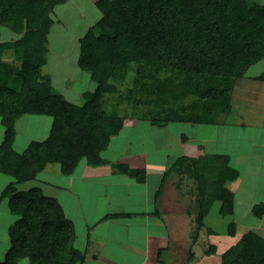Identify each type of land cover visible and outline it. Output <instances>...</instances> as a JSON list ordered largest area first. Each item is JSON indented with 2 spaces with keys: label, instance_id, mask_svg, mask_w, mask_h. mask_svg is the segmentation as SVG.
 <instances>
[{
  "label": "trees",
  "instance_id": "trees-1",
  "mask_svg": "<svg viewBox=\"0 0 264 264\" xmlns=\"http://www.w3.org/2000/svg\"><path fill=\"white\" fill-rule=\"evenodd\" d=\"M68 0H0L1 24L18 34L0 41V118L4 136L0 144V173L14 180L1 198L9 197V208L19 219L10 228L11 248L0 264H77L85 253L75 246V231L59 200L42 187L18 190L17 184L34 180L48 165L58 164L72 174L85 160L97 167L110 162L102 153L118 135L125 117L115 107L106 109L102 99L117 90L133 64L169 68L193 76L190 91L197 110L159 120L169 123H216L228 114L233 97L229 79H242L250 67L264 61V4L254 0H104L100 18L79 42V67L97 83L85 91L83 102L69 101L43 68L52 53L50 33L56 5ZM13 51V60L3 58ZM140 71V70H139ZM258 80L264 82V73ZM158 90L163 97L171 92ZM191 93V94H192ZM25 115L51 118L50 132L43 140H31L22 152L14 149L16 122ZM156 123V124H157ZM184 169L199 181L203 193L198 222L220 200V213L231 215L234 194L225 183L240 177L229 159L221 155L205 158L180 156L164 176ZM115 171L145 183V169H130L113 163ZM164 182V179H163ZM162 185V184H161ZM161 187V186H160ZM264 218V202L252 207ZM116 216H130L120 214ZM71 249L67 250L66 246ZM220 264H264V238L253 231L220 255Z\"/></svg>",
  "mask_w": 264,
  "mask_h": 264
},
{
  "label": "rangeland",
  "instance_id": "rangeland-1",
  "mask_svg": "<svg viewBox=\"0 0 264 264\" xmlns=\"http://www.w3.org/2000/svg\"><path fill=\"white\" fill-rule=\"evenodd\" d=\"M103 1L104 0H68L64 4L56 5L53 10L52 17L54 19V25L50 33V45L52 48V53L49 56L50 66L43 68V74L50 72L51 76H53L55 87L71 102H79L81 104L83 102V94L80 97L76 94L87 90L94 91L97 87V83L91 80V74L79 67L77 59L79 55L80 39L85 36L88 29L100 18L101 13L99 6ZM254 1L264 4V0ZM17 37L18 34L4 27L0 19V41H7ZM3 58L7 61L13 60V51L4 52ZM140 67V64H133V68L126 74L125 79L116 83L117 90L115 92L106 93L102 99L103 106L106 109L115 107L119 110V113L125 117L122 129L118 134L119 137H121V143L112 148V153L113 155L124 153L122 154L123 160L125 159L124 157L127 159L131 157L129 158V162L125 163L128 164L130 169H140L139 165L145 163L137 165L135 162L140 160L143 155L146 156L147 154L151 155V158L146 159L148 160L147 164H149V166H160L161 164L156 161L158 159H160L162 163L164 160H167L169 153L167 136H174V138H177V141L182 139L185 140V142H196V147L199 149L200 153L195 151L197 148L194 146L192 151L190 149V153H195L197 155L195 156L196 159L211 155L209 152L212 150H210L209 147L213 144L212 138L214 132L215 134L216 132L219 134L220 130L218 129H220V126L218 125L221 123L224 124L225 121L231 126H235L236 131L232 132L229 135L230 137L227 136V141L225 140L222 144L224 146L223 148L220 144L218 145L220 149L218 150L219 154L215 155H221L229 159V162L233 165L232 160H234V156H236L234 155L236 149H246L243 146L237 145L240 139L248 141V150H255V143H253L254 141L250 132L248 130L242 132L238 130L237 127L243 124L241 121L242 111L247 104H250L249 102L253 100L264 101V96L262 95L264 88L257 89V87L260 86L259 84L263 83V81L257 78L264 73V61L257 66L250 67L248 70L249 74L244 78L228 80L232 94L238 93L237 99L235 95L232 97L230 104L231 110L228 114L225 116L221 114L217 119L218 122L213 124H197L191 132H189V123L175 122V124H167L168 126H160L157 122L159 120L164 121L168 116L171 117V115L175 113L186 116L191 115V113L197 110L198 107L195 106L197 101V98H195L196 95L190 91V88L194 86L193 80L195 78L193 76L181 74L178 71L170 70L169 68H152L147 66L143 67L141 71ZM163 86L171 92L164 96V99L158 96V90ZM258 96L260 98H258ZM235 100L239 102V106H237ZM35 117L38 116H28L24 119H19L23 122L18 126L20 134L31 137L34 140L38 137V129L35 125L36 122L32 120ZM38 119L44 118L40 117ZM48 119L49 118L46 117L45 120L50 121ZM25 121H29L28 128L26 127ZM257 122L258 119L255 120V117H251V121H248L249 128H255ZM221 131H223V128H221ZM118 135L113 137V140L118 139ZM202 145L204 147H202ZM206 146H208V150L205 149ZM122 148L124 149L122 150ZM110 151H105L104 154H108ZM141 151H143V155L138 158L137 154ZM158 156L160 158H156ZM181 156L187 157L186 155ZM240 157L239 159H241ZM152 159H154L155 162L152 161ZM176 160L168 163L165 173L175 164ZM50 168L58 172V177L56 178L57 183L67 188L70 176L61 174L58 171L60 169L58 164H53ZM78 169L80 168L78 167ZM174 169L175 171L173 173H169L167 176L165 175L164 178L163 175H159V173H155L153 178L157 186L163 188L168 181L169 175H172L174 180L173 184L177 187L175 188L178 193L175 197V200L178 199V202L174 206L178 209L175 210L184 214V218L187 219V225L185 227H183L179 220H176V229L182 227L183 230L181 231L182 235L180 234L181 237H177L179 240L173 243L174 245L171 250L180 251V253H182L177 256L180 260L179 264L184 262L186 264L194 263L195 259L191 261V257H188L194 250L198 253L196 262L199 264H220V255L222 252L236 245L249 231H253L264 238V219L260 220L252 212V207L255 203L264 201V182L262 184L258 183L256 188L253 187V189L245 185V190L247 191H245L246 195L244 196L238 193V191H240L239 183L241 181H239L238 178L240 177L227 181L224 186L230 188L236 194V196H234L233 212L231 215L220 213L221 202L217 200L213 203L208 215L203 219L204 224H200L197 218L201 210L203 193L200 190L199 181L190 177L184 172V169L177 165ZM4 177L6 179H12L7 178L8 176ZM36 178L21 183L18 185V188L28 189L30 187L40 186L41 182ZM44 178L47 179L46 177ZM162 178L164 182L162 180V185H160ZM72 182L74 186L80 184V186L83 187L81 182ZM5 183H7V181ZM183 184H186V186L182 187ZM242 187L244 188V186ZM74 188L77 189V187ZM185 188L188 189L186 192H184ZM44 189L47 193L50 192L49 187H44ZM65 191L66 190L60 192L59 196L62 198L61 200L67 210L68 217L73 220L72 223L74 222L76 240L74 244L79 250L81 249L82 252L86 251L88 258L87 262L89 259L93 258V256H96L98 250L102 247L104 251H109L111 253L113 250L115 251L116 248H121L123 235H126L125 237L130 239L129 232L126 230V234L123 231L121 232L123 229H121L120 223L118 227L115 225L112 229H108L107 232H102L100 237L97 236L100 234V230L97 227L94 229H87L85 223H95L98 218L97 216H99L97 213H101L100 208H98L97 211H95L96 208H94L98 207L99 202L95 201L96 198L91 200L87 197L86 193L83 194L82 198V195H79V193H74L69 196L68 192ZM157 195L160 196V198L163 196L162 192L160 195L159 193ZM164 197L168 198L166 194ZM101 242H103V246L99 248ZM67 248L74 251L70 245H67L66 253L71 252H69ZM124 248L127 255L138 253L137 248L133 246L130 240L124 243ZM170 256L172 255L168 254V257ZM173 258L175 257L172 256V259ZM90 262L89 264H94V261L90 260Z\"/></svg>",
  "mask_w": 264,
  "mask_h": 264
},
{
  "label": "crops",
  "instance_id": "crops-1",
  "mask_svg": "<svg viewBox=\"0 0 264 264\" xmlns=\"http://www.w3.org/2000/svg\"><path fill=\"white\" fill-rule=\"evenodd\" d=\"M50 59L48 63L44 67L50 66ZM257 66V65H255ZM50 73V72H47ZM51 74V73H50ZM53 77V76H52ZM92 80V79H91ZM66 85V83H65ZM259 88H264V82L259 84ZM88 91V90H87ZM85 91H82L81 93L76 94L78 97H80ZM236 96V99L238 98V93H234ZM262 95L264 96V91L262 92ZM71 96V95H70ZM69 96V97H70ZM260 96V95H259ZM258 96V98H260ZM264 99V98H263ZM236 101V100H235ZM77 103V102H75ZM250 104H247L242 111V125L240 127H237L238 130L245 132L249 131L252 139L255 150L247 149V143L248 141L240 139L238 141L237 145L243 146L246 149L240 148V150L235 151L236 156H234V160H232L233 166L239 170L240 172V178L238 180L240 181V191L238 193L245 194V185L250 186L252 189L253 187L256 188L257 184H262L264 182V101H251ZM79 104V102L77 103ZM237 106H239V102L236 101ZM260 111V112H259ZM263 114H262V112ZM233 113V112H232ZM30 117V115H25L24 117L20 119H24L25 117ZM40 117H43L44 119H38ZM251 117H255V120L258 119L257 126L250 127L248 121H251ZM50 121H46V117L44 116H38L35 117L32 120H35L36 127L38 129L36 140H43L46 138L50 132L51 127V118L48 117ZM23 121L19 120L15 124V128L17 131L16 139L14 142V148L18 152H22L28 143L32 139L31 137L23 136V134L19 133V124H21ZM26 127H29V121H25ZM175 124V123H171ZM169 124V125H171ZM190 130L191 132L197 124H191ZM168 126V125H167ZM220 126V133L214 132L212 142L213 144L210 145V151L209 154H219L220 150L218 148V145H222L224 141L226 140L227 136L236 131L235 126H231L227 121L221 124ZM216 129L215 127H213ZM221 128H223V131H221ZM187 129V127H186ZM188 130V129H187ZM217 130V131H218ZM199 131V128H198ZM213 131V129H212ZM4 136V126L2 123V120L0 118V144L2 142ZM117 136V135H116ZM115 137V136H114ZM119 135L118 139L112 138L110 145L107 150L110 151L108 154L102 153L103 157L107 159L110 163L93 167L89 166L85 163V161H82L78 167L75 169V171L72 174L66 175L70 176V180L68 181V187L65 188L64 186H60L57 183V177L58 172L57 170H54L50 168L53 164L48 165L44 170H42L38 177L36 178L41 182V185L39 187H42L44 192L47 195L53 196L59 200V202L62 204L66 217L73 221L70 217L67 215V210L64 207V203L60 198V192L66 190L65 192H68L69 196L71 194H81L83 198V194L86 193L87 197H89L91 200L98 201L99 205L96 208L95 211H97L98 208H100L99 216H97V220L95 223H85V227L87 229H94L97 227L100 230V234L97 236L100 237L102 232H107L108 229H112L115 225L118 227V224L120 223L121 232H127L130 233V239L125 237L123 235V241L121 243V248H116V250L111 253L109 251L103 250V242L100 243V250H98V254L96 256H93V258L89 259L87 262V255L86 251L85 253V260L84 262H78L77 264H89L91 263L90 260L94 261V264H179V258H177L178 255H181L180 251H172L173 243L178 242L177 237H181L182 233L181 231L183 228L176 229V220H179L183 227L187 225V219H185L183 216L184 214L177 212L175 209H178L175 206V204L178 202V199L175 200V197L177 196V187L174 186L173 177L172 175L168 177V181L165 183L164 187L157 186V184L154 182L153 176L155 173H159L163 175L167 169L168 163L174 162L178 157L181 155H186L187 157L195 158L197 156L195 153H190V149L192 151L193 146L196 147V142H185V140L179 139L177 141V138L174 136L169 137L167 136L168 140V158L167 160H164L163 163L160 161V159L156 160L161 165L160 166H149L147 164L146 159L151 158V155L147 154L146 156L143 155V151H141L139 154H137L138 158L143 155V157L140 158V160H137L135 164H141L145 163L143 165H139L140 169H145L147 172V179L145 183H141L136 181L133 177L128 176L125 173H121L119 171H115V168H113V163H128V159L124 157L123 160L122 154H116L113 155L112 148L114 146H117L120 141ZM230 139V138H229ZM227 141V140H226ZM116 142V143H115ZM188 143V144H187ZM250 144V143H249ZM122 145V144H120ZM202 147H204L202 145ZM197 148V147H196ZM124 148H122L123 150ZM208 150V146L206 148ZM195 151L199 152V149H195ZM226 152V151H225ZM132 153V152H130ZM241 159H239V157ZM156 158H160L159 156ZM152 161L155 162L154 159ZM240 161V162H239ZM166 162V163H165ZM244 163V164H242ZM83 164V165H81ZM147 164V165H146ZM128 165V164H126ZM78 169V173H77ZM61 174V168L58 170ZM75 173V174H74ZM80 174V175H79ZM64 175V174H63ZM4 176H8L7 178H12L13 181L14 178L10 175L0 173V262L4 261L6 258V254L8 250H10L11 246V237H10V228L11 226L19 219V217L15 214H13L9 208V197L6 196L4 198H1L2 192L6 188V184H10L12 181L10 179H6ZM46 177L47 179H45ZM160 181V185L162 184V180ZM248 180V182H247ZM7 181V183H5ZM72 181L81 182L83 184V187L79 185L74 186ZM21 183H18L16 186L18 188V185ZM6 185V186H4ZM71 186V187H70ZM183 186H186V184H183ZM244 186V188L242 187ZM44 187H49L50 192L47 193L44 189ZM74 187H77L74 188ZM157 187V188H156ZM176 187V188H175ZM31 188V187H30ZM28 188V189H30ZM162 188V190H161ZM228 188V187H227ZM28 189H22L18 188V190H28ZM231 192H233L234 196H236L235 192L228 188ZM188 189L185 188L184 192H186ZM250 191V190H248ZM253 191V190H252ZM251 191V192H252ZM163 194V196H158ZM165 194L168 196L164 197ZM187 194V193H186ZM67 195V194H65ZM99 196V197H98ZM99 198V199H98ZM160 198V199H159ZM159 199V200H158ZM264 202V201H260ZM256 204V203H255ZM89 208V207H88ZM93 209L92 207H90ZM120 214H130V216H116ZM260 219V218H259ZM264 218L260 219L263 220ZM262 222V221H261ZM74 225V222H73ZM185 230V228H184ZM120 232V233H121ZM126 234V232H125ZM181 234V235H180ZM133 243V246L137 248L138 253H131V255H127L126 250L124 248V243L126 241H129ZM76 241V240H75ZM10 247V248H9ZM78 249V247H77ZM81 250V249H80ZM140 250V251H139ZM174 256L175 258L172 259V256L168 257V254ZM139 254V255H137ZM175 254V255H174ZM188 257H191V261L195 262L198 258L197 251H193L192 254H190ZM4 259V260H3ZM189 260V259H188ZM87 262V263H86ZM23 264H29L27 260H23ZM181 264H186L181 263ZM196 264H199L196 262Z\"/></svg>",
  "mask_w": 264,
  "mask_h": 264
}]
</instances>
